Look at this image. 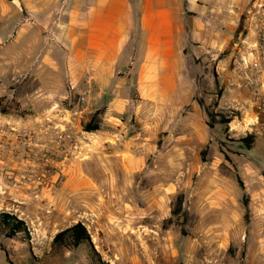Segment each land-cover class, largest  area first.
<instances>
[{
    "label": "rangeland",
    "instance_id": "rangeland-1",
    "mask_svg": "<svg viewBox=\"0 0 264 264\" xmlns=\"http://www.w3.org/2000/svg\"><path fill=\"white\" fill-rule=\"evenodd\" d=\"M240 11L222 52L196 60L190 119L153 131L127 117L120 134L85 131L97 112L79 113L73 90L52 92L62 73L46 69L51 46L26 14L0 24V215L13 217L0 216V264H237L243 247L264 264V4ZM77 222L93 253L67 236L52 243Z\"/></svg>",
    "mask_w": 264,
    "mask_h": 264
},
{
    "label": "crops",
    "instance_id": "crops-1",
    "mask_svg": "<svg viewBox=\"0 0 264 264\" xmlns=\"http://www.w3.org/2000/svg\"><path fill=\"white\" fill-rule=\"evenodd\" d=\"M250 1L264 4V0H0V24L26 14L29 34L44 33L51 46L44 58L46 69L62 73L56 78L52 72V92L65 98L72 90L77 93L84 101L81 113H98L99 131L125 133L129 126L120 119L127 117L140 119L141 128L154 131L179 125L181 117L190 119L196 60L213 55V48L222 52L229 12L239 14ZM29 52L35 53L32 45ZM235 256L237 264H250L256 257L244 247Z\"/></svg>",
    "mask_w": 264,
    "mask_h": 264
},
{
    "label": "trees",
    "instance_id": "trees-1",
    "mask_svg": "<svg viewBox=\"0 0 264 264\" xmlns=\"http://www.w3.org/2000/svg\"><path fill=\"white\" fill-rule=\"evenodd\" d=\"M100 117L98 116V113L92 114L91 118L85 123L84 129L85 131H94L97 130L100 126ZM254 136L252 134L247 135L243 139H241V145L245 149L247 153L251 152L254 148ZM180 205H181V197L177 200V207L171 210V215L176 216L180 212ZM2 217V221L7 223L8 219H13L11 215L7 213H2L0 215ZM22 224L21 221L14 222V229H18L20 225ZM67 236V238L73 240V244L77 246L80 242L86 241L88 246L90 247V250H92L93 253V246L89 242V236L85 229V227L82 225V223L77 222L71 225L70 227H67L63 229L62 231H59L56 233L53 237L52 243L56 244L59 241H63V239Z\"/></svg>",
    "mask_w": 264,
    "mask_h": 264
},
{
    "label": "built area",
    "instance_id": "built-area-1",
    "mask_svg": "<svg viewBox=\"0 0 264 264\" xmlns=\"http://www.w3.org/2000/svg\"><path fill=\"white\" fill-rule=\"evenodd\" d=\"M254 85L257 86V91L255 93L256 101L258 103V108L264 112V75L259 64L255 63V75H254ZM78 103H81V110L84 109L83 99L78 98ZM81 110L79 113H81Z\"/></svg>",
    "mask_w": 264,
    "mask_h": 264
},
{
    "label": "bare ground",
    "instance_id": "bare-ground-1",
    "mask_svg": "<svg viewBox=\"0 0 264 264\" xmlns=\"http://www.w3.org/2000/svg\"><path fill=\"white\" fill-rule=\"evenodd\" d=\"M94 240V238H92Z\"/></svg>",
    "mask_w": 264,
    "mask_h": 264
}]
</instances>
